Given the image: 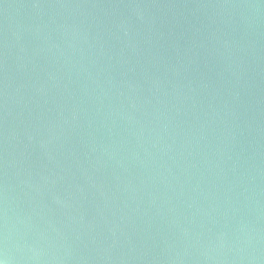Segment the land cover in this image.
Listing matches in <instances>:
<instances>
[{"label": "water", "instance_id": "1", "mask_svg": "<svg viewBox=\"0 0 264 264\" xmlns=\"http://www.w3.org/2000/svg\"><path fill=\"white\" fill-rule=\"evenodd\" d=\"M4 264H264V0H0Z\"/></svg>", "mask_w": 264, "mask_h": 264}, {"label": "clouds", "instance_id": "2", "mask_svg": "<svg viewBox=\"0 0 264 264\" xmlns=\"http://www.w3.org/2000/svg\"><path fill=\"white\" fill-rule=\"evenodd\" d=\"M0 264H4V261L0 260Z\"/></svg>", "mask_w": 264, "mask_h": 264}]
</instances>
